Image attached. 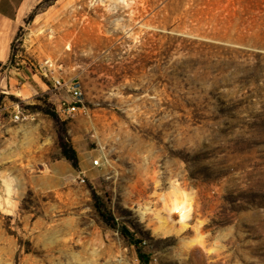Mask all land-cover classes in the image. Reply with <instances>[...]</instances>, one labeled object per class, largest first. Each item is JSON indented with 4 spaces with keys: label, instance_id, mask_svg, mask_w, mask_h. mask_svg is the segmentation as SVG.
<instances>
[{
    "label": "rangeland",
    "instance_id": "374dc122",
    "mask_svg": "<svg viewBox=\"0 0 264 264\" xmlns=\"http://www.w3.org/2000/svg\"><path fill=\"white\" fill-rule=\"evenodd\" d=\"M41 2L0 63V264H140L95 203L147 264H264V0ZM48 58L81 85L72 119Z\"/></svg>",
    "mask_w": 264,
    "mask_h": 264
},
{
    "label": "crops",
    "instance_id": "0c3cea01",
    "mask_svg": "<svg viewBox=\"0 0 264 264\" xmlns=\"http://www.w3.org/2000/svg\"><path fill=\"white\" fill-rule=\"evenodd\" d=\"M40 1L41 0H0V63H4L8 60V57L10 55V47L16 31L21 26L24 18ZM36 76H29L34 86H31L29 83L27 84L28 87H24L21 89V92L22 94H24L25 99L30 98L32 96L31 94L36 93V90L45 92L44 88L48 89V86L46 84L43 83L41 85L38 82L41 81V79ZM12 81H14L12 77H7L4 82L1 79L0 88L4 86L10 89L12 86ZM30 114H32L33 120L20 121L24 123L23 126H28L34 121H36L35 126L37 129H40L41 122H45V126H47L46 121L38 117V114ZM48 125V127L51 128L49 122Z\"/></svg>",
    "mask_w": 264,
    "mask_h": 264
},
{
    "label": "built area",
    "instance_id": "2783aa9c",
    "mask_svg": "<svg viewBox=\"0 0 264 264\" xmlns=\"http://www.w3.org/2000/svg\"><path fill=\"white\" fill-rule=\"evenodd\" d=\"M38 72L40 77L49 82L51 89L58 93L56 112L61 118L72 119L85 110L81 85L77 80L65 76L63 65L48 58L38 65ZM12 118L15 122L33 120L32 114L19 111ZM78 179L84 181L83 178Z\"/></svg>",
    "mask_w": 264,
    "mask_h": 264
},
{
    "label": "trees",
    "instance_id": "16d2710c",
    "mask_svg": "<svg viewBox=\"0 0 264 264\" xmlns=\"http://www.w3.org/2000/svg\"><path fill=\"white\" fill-rule=\"evenodd\" d=\"M56 0H42L41 4H46V5H51L53 2ZM47 114V113H46ZM49 116L52 118L54 122H56V116L54 114H49ZM57 139H58V147L61 152V157L64 158L72 168H77L78 164V159L75 151L72 149L70 144L66 141L65 138V132L61 128L60 131L57 134ZM95 208L99 214V216L102 218V220L110 226L112 229L118 230L120 235L122 236L123 239L128 241L131 245H133L136 249L137 252V257L140 261V264H147V258L145 255H143L140 251V242L136 240L133 235L125 228V227H118L113 219L110 217V215L105 212L101 206H99L98 203H95Z\"/></svg>",
    "mask_w": 264,
    "mask_h": 264
},
{
    "label": "bare ground",
    "instance_id": "6f19581e",
    "mask_svg": "<svg viewBox=\"0 0 264 264\" xmlns=\"http://www.w3.org/2000/svg\"><path fill=\"white\" fill-rule=\"evenodd\" d=\"M97 162H95V161H93V164H96ZM174 211H176V210H178L179 211V209H178V207L175 205L174 206V208H172ZM177 212V211H176ZM183 217V216H182Z\"/></svg>",
    "mask_w": 264,
    "mask_h": 264
}]
</instances>
